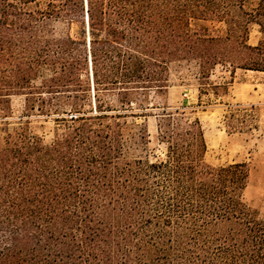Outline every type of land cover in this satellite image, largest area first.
<instances>
[{"label":"trees","instance_id":"16d2710c","mask_svg":"<svg viewBox=\"0 0 264 264\" xmlns=\"http://www.w3.org/2000/svg\"><path fill=\"white\" fill-rule=\"evenodd\" d=\"M173 66L194 69L198 105L228 94L217 67L264 73V0H0V264H264L248 164L206 162L195 111L165 102ZM260 106L227 104L225 133L258 131ZM135 116L161 158L130 157Z\"/></svg>","mask_w":264,"mask_h":264},{"label":"rangeland","instance_id":"374dc122","mask_svg":"<svg viewBox=\"0 0 264 264\" xmlns=\"http://www.w3.org/2000/svg\"><path fill=\"white\" fill-rule=\"evenodd\" d=\"M261 35L256 25H251L249 43H258ZM210 81L216 84L229 83L228 94L215 97L212 91L202 95V103L198 105V84L194 78V69L186 66H173L171 69L170 88L166 103L172 108L187 107L195 111L205 133L207 152L205 160L212 166L219 167L244 162L249 167L248 185L244 192L245 201L252 206L261 218H264V73L237 70L231 75L228 69L217 67ZM152 103L163 105V101L151 96ZM261 105L258 131L252 135H227L223 127V114L226 105L235 104ZM13 119H9V129L18 125V118L24 115L23 97H12ZM29 132L48 144L54 137V122L35 113L28 116ZM126 132L133 138L129 146L130 157L156 160L164 153V146L156 140V124L152 117L135 116L126 120ZM146 131L148 144L140 145L139 135Z\"/></svg>","mask_w":264,"mask_h":264}]
</instances>
